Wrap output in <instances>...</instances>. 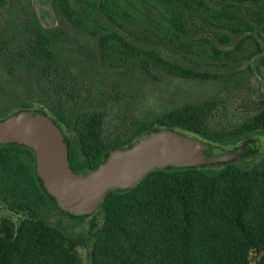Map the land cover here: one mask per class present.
I'll return each mask as SVG.
<instances>
[{
    "label": "trees",
    "instance_id": "obj_1",
    "mask_svg": "<svg viewBox=\"0 0 264 264\" xmlns=\"http://www.w3.org/2000/svg\"><path fill=\"white\" fill-rule=\"evenodd\" d=\"M50 1L58 16L94 37L99 58L112 68L223 80L225 70L196 64H217L248 38L257 44L256 35L264 42V0ZM26 17L11 32L0 30V120L23 109L47 115L63 134L76 174L152 131L198 139L206 154L243 144L249 151L241 139L264 131V98L227 129L212 125L213 101L198 99L163 105L110 130L103 109H74L67 91L74 73L55 49L60 31ZM238 33L234 46L223 50ZM260 61L264 65V54ZM238 158L152 169L128 188L106 190L97 208L82 215L84 229L67 233L50 215L77 214L64 211L46 191L33 150L0 144V203L20 214L18 221L0 220V264H83L79 247L86 248L87 264H264V155L252 164Z\"/></svg>",
    "mask_w": 264,
    "mask_h": 264
},
{
    "label": "rangeland",
    "instance_id": "obj_2",
    "mask_svg": "<svg viewBox=\"0 0 264 264\" xmlns=\"http://www.w3.org/2000/svg\"><path fill=\"white\" fill-rule=\"evenodd\" d=\"M28 15H33L42 26L60 31L55 49L59 60L74 73L72 88H67L72 94L74 109H103L110 130L119 131L129 121L147 116L163 105L198 99L213 101L212 125L227 129L253 113L264 98V65L260 61L264 42L259 35L255 36L257 44L248 38L242 48L231 51L217 64V61L196 64L210 72L225 70L227 75L223 80H186L158 69L146 74L133 66L110 67L99 58L94 37L58 16L50 0H6L0 5V30L5 27V31L11 32ZM242 34L232 35L227 44L221 45L223 50H230ZM241 140L252 148L236 156L237 161L243 159L252 164L260 160L264 155V131L251 133ZM3 217L18 221L20 214L0 203V220ZM50 221L67 233H77L84 229L86 217L61 212L52 213ZM78 252L82 263L87 264L86 248L79 247Z\"/></svg>",
    "mask_w": 264,
    "mask_h": 264
},
{
    "label": "water",
    "instance_id": "obj_3",
    "mask_svg": "<svg viewBox=\"0 0 264 264\" xmlns=\"http://www.w3.org/2000/svg\"><path fill=\"white\" fill-rule=\"evenodd\" d=\"M30 147L34 167L46 191L70 214H90L106 190L128 188L150 170L167 166H199L230 160L246 150L204 153L207 145L170 129L152 131L127 148L112 149L86 174L68 166L66 143L59 127L45 114L20 110L0 120V144Z\"/></svg>",
    "mask_w": 264,
    "mask_h": 264
}]
</instances>
